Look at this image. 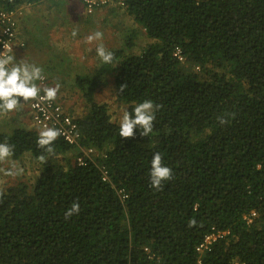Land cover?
<instances>
[{"label":"trees","instance_id":"obj_1","mask_svg":"<svg viewBox=\"0 0 264 264\" xmlns=\"http://www.w3.org/2000/svg\"><path fill=\"white\" fill-rule=\"evenodd\" d=\"M122 1L155 43L130 54L132 31L111 64L75 79L87 104L74 118L78 142L96 151L95 161L79 166L66 156L74 147L58 138L55 155L41 162L37 131L0 130L13 161L29 153L42 163L33 186L0 191V264H264V0ZM59 3L0 0L9 12ZM110 77L123 112L145 100L162 105L149 137L137 128L121 138L120 122L96 101ZM225 113L235 118L220 125ZM155 152L174 173L162 191L150 187ZM77 200L79 215L66 220ZM215 232L226 235L199 253Z\"/></svg>","mask_w":264,"mask_h":264},{"label":"clouds","instance_id":"obj_2","mask_svg":"<svg viewBox=\"0 0 264 264\" xmlns=\"http://www.w3.org/2000/svg\"><path fill=\"white\" fill-rule=\"evenodd\" d=\"M82 2L85 7L92 11L95 7H100V5L106 4L108 1L98 2L96 5H92V7H90V4L85 0H82ZM121 6L124 7V3L121 4ZM143 31L146 34L144 29ZM76 35L77 33L73 32V36ZM103 38V32L97 30L86 37V43L92 44L95 41H102ZM122 47L123 45L120 49ZM4 49L5 51L0 53V115H7L18 111L24 104L32 100L39 99L42 102L46 101L48 103L55 101L61 85L59 83H56L54 87H45L46 85H44V88L41 89L37 81L44 79L43 69L36 64L27 63L24 59L17 61L15 57L16 54H8L9 45L7 42L4 43ZM95 52L96 56L103 64H111L115 58V54L107 50L102 43L96 47ZM133 55L140 56L141 53ZM126 88L127 85H122L120 91L123 92ZM41 92L43 93L42 95ZM21 98H23L24 103H21ZM160 108H162V105H157L151 100H145L137 104L131 113L124 111L119 123V136L125 139L133 138L135 130L139 128L142 136L149 137L153 133L156 112ZM228 116H231L233 119L235 118L234 113H225L217 117L218 123L220 125L229 124L230 121L227 118ZM61 135V129L49 127L47 125L38 131L36 144L37 147L42 150V154L38 157L41 162H46L49 156L55 155L54 142ZM13 155L14 146L7 141L0 142V164L10 162ZM0 171H3L7 176H16L19 174L15 165H13L10 170L5 171L4 169H0ZM149 175L150 187L156 191H162L164 182L171 181L174 178L172 168L164 164L163 155L160 152H155L153 154ZM3 195L4 193L0 192V198H2ZM80 211V203L77 200L66 210L64 217L66 220H70L73 216L79 215ZM248 219H252V216ZM248 222L249 224L251 223L250 221ZM188 226L190 228L196 227L197 221L195 219L189 220Z\"/></svg>","mask_w":264,"mask_h":264},{"label":"rangeland","instance_id":"obj_3","mask_svg":"<svg viewBox=\"0 0 264 264\" xmlns=\"http://www.w3.org/2000/svg\"><path fill=\"white\" fill-rule=\"evenodd\" d=\"M79 2L81 3L84 12L81 13L79 16H77L78 19H80V16L81 17L83 15L85 16L84 21L85 20L88 21V30L87 29L86 30L89 34H92L97 30L103 32L104 38L100 42L106 47L107 50L112 51V50L120 49V47L124 45V43L127 41V36L130 35L132 31H135L136 33L135 34L136 40L134 41L135 46L129 51L130 54L133 53L138 55L141 53V51L145 50L149 45L155 42L150 38H148V36L145 34L141 26L137 25L138 26L137 27L135 25L132 17H130L127 14L124 7L121 6L119 0L108 1V3L100 5V7L97 6L98 8L95 7L94 9H92V11L83 5L82 0H79ZM57 8L58 9L52 10L53 15H57L58 17V12H60L61 17L59 19L62 20L63 19L62 13L64 12L65 8L62 5H58ZM88 17H93V20L89 21L90 18ZM73 22L75 23V20L72 21V19H70L68 24L66 22V25L64 27L65 32L67 30L66 27L70 26L71 23ZM75 29L76 27L74 28V30ZM77 31L79 32V29ZM65 39L67 40L68 43L73 38L67 35ZM93 43L97 44V41ZM60 49L62 50V46ZM48 50L49 49H47L46 53L48 52ZM56 54H57L56 51L51 54L48 53L49 56L48 61H50L53 66L56 65L55 63H59L62 66V61L60 57H58V60L56 59L53 60L52 56H56ZM99 61L100 60H98L97 62V66L99 64ZM87 62L85 63L87 64V71L89 70L90 71L89 74H91L93 70H90L89 68L93 67L92 66L93 63H87ZM39 65L40 64H38V66ZM182 65H184L185 67L188 66L186 61L182 63ZM71 74H73V77L70 75L65 79L64 77H62V75L61 76L58 75L57 77V74L55 73L54 76H52L54 80L52 81L49 80L48 85L54 87L56 83H59L61 87L58 92L56 100L63 106L67 114L72 115L74 118L82 117L87 113V108H86L87 104L83 99V97L79 95V93H77L75 87L76 81L74 78L75 72H72ZM116 94L117 93H116V86L114 83V79L110 77L108 79V84L99 88L96 91L95 99L98 103L107 104L110 110V115L112 117V120L120 122L124 109L118 103ZM72 112H74V114H72ZM27 124L29 123L27 122ZM27 124H23L24 125L23 126L21 125V122H15V121L13 122V119L9 120V118H7V115H0V130L6 134H9L10 131L13 130L15 126L27 128L28 127ZM75 153L76 150L72 149V152L70 154H67L66 156H69V158L72 159L73 162H75L76 161ZM13 165L16 166L17 170L19 171V174L16 176H7L4 174L3 171H0V191L6 190L10 187L19 186L20 184L23 183L31 187L35 184L36 180L39 178L41 174L42 163H38V161L29 153L25 154L18 161H13V159L11 158L10 162L0 164V169H4L5 171H7L12 169Z\"/></svg>","mask_w":264,"mask_h":264},{"label":"crops","instance_id":"obj_4","mask_svg":"<svg viewBox=\"0 0 264 264\" xmlns=\"http://www.w3.org/2000/svg\"><path fill=\"white\" fill-rule=\"evenodd\" d=\"M44 4L46 5V3ZM59 5L65 8L62 13V20L59 19L61 17L60 12H58V17L57 15H53L52 10L58 9L57 6L49 10L45 6L24 5L17 10L21 37L27 43V49L18 51L15 55L16 60L20 61L24 59L30 64H40V66L47 69V77L50 78V81L54 80L52 76H54L55 73L57 77L58 75H62L65 79L70 75L73 77V74H71L72 72H75V79L79 76H86L90 71H87V64L85 63L87 61V63H93V67L89 69L94 71L98 68L97 62L100 60L96 56L95 49L101 42L97 41V44L86 43V37L90 35L87 32L88 21H84V15L82 17L80 16V19L77 17L84 12L79 0H60ZM88 18H90L89 21L93 20V17ZM70 19H72V21L75 20V23L73 22L70 26L66 27L67 30L65 32L64 27L66 22L67 24L69 23ZM75 27L76 29L74 30ZM78 29L79 32L77 31ZM73 32L77 33V35L73 36ZM67 35L73 38L68 43L65 39ZM61 46L62 50L60 49ZM47 49L49 50L46 53ZM55 51L57 54L56 56H52L53 60H58V57H60L62 66L55 62L56 65L53 66L52 63L48 61V53L51 54ZM48 82L45 84V87L49 86ZM21 103H24L22 98ZM7 118H9V120L13 119V122H21V125L27 124L28 122L27 128L38 132V130L33 127L28 103L24 104L20 110L7 114Z\"/></svg>","mask_w":264,"mask_h":264},{"label":"built area","instance_id":"obj_5","mask_svg":"<svg viewBox=\"0 0 264 264\" xmlns=\"http://www.w3.org/2000/svg\"><path fill=\"white\" fill-rule=\"evenodd\" d=\"M87 3L96 5L98 0H85ZM123 4L122 0H119ZM104 3V2H103ZM7 42L9 45V53L15 55L18 51L26 49L27 43L21 37L19 21L17 17V10L14 12L7 11L4 7L0 5V53L5 51L4 43ZM174 57L178 59L180 63L185 62V58L182 55L180 48H176L174 52ZM45 80L38 81V86H44ZM43 93L41 92V95ZM23 99V98H22ZM28 108L30 110V118L33 124V127L36 130L42 129L45 125L49 127H56L62 130V135L59 137L64 142L74 147L77 151L76 161L79 166H84L86 160L95 161V156L97 155L94 149H83L79 145L78 140L80 139L79 129L75 123L74 117L67 114L64 108L58 103L57 100L48 103L42 102L39 99L32 100L27 102ZM82 155H78V154ZM97 165L101 166L97 161ZM95 163V164H96ZM102 170L105 168L101 167ZM104 180H107L106 172L104 171ZM123 198H126V195H123ZM256 217V214L252 215V219ZM252 219L248 221H252ZM225 233L215 232L208 235L203 244L198 248L199 253H204L208 248L218 239H221L225 236ZM200 264V263H199Z\"/></svg>","mask_w":264,"mask_h":264}]
</instances>
